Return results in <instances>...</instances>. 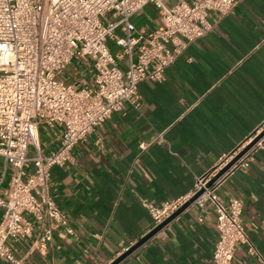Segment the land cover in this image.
<instances>
[{"label":"crops","instance_id":"0c3cea01","mask_svg":"<svg viewBox=\"0 0 264 264\" xmlns=\"http://www.w3.org/2000/svg\"><path fill=\"white\" fill-rule=\"evenodd\" d=\"M160 16L147 4L130 21L147 33L159 27ZM115 18L107 12L103 19ZM208 19L213 29L188 43L162 81L137 84L138 105L113 112L73 147L70 161L51 166L46 192L75 230H55L41 247L34 236L8 239L24 264L111 263L152 229L142 199L158 205L190 195L198 177L264 125V0H237L232 12H210ZM114 34L125 32L118 26ZM107 46L119 50L113 39ZM127 63L126 56L119 60L121 68ZM58 78L94 88L91 58H72ZM60 128L39 125L43 154L57 148ZM33 171L28 162L23 179ZM10 176L11 166L0 157V197ZM217 194L222 202L243 203L248 242L236 245L230 264H264V147L249 151ZM216 237L212 204H190L119 264H211Z\"/></svg>","mask_w":264,"mask_h":264},{"label":"built area","instance_id":"2783aa9c","mask_svg":"<svg viewBox=\"0 0 264 264\" xmlns=\"http://www.w3.org/2000/svg\"><path fill=\"white\" fill-rule=\"evenodd\" d=\"M0 0V157L11 166L9 187L0 197V259L24 264L7 244L8 239L35 237L44 246L59 230L74 228L46 192L50 168L71 160V150L125 104L138 105L137 84L162 81L188 43L214 27L210 12L233 11L237 0ZM161 10L160 25L147 33L136 30L130 17L145 5ZM107 12L116 16L104 21ZM121 26L124 36L114 30ZM113 39L119 50L112 52ZM126 56L127 66L119 60ZM74 57H89L94 69V88L65 83L58 74ZM40 124L60 126L57 148L43 154L39 146ZM261 126L256 133L262 130ZM264 147L261 137L228 171L211 185L208 181L241 149L220 157L213 170L198 177L188 196L158 205L142 199L153 226H157L191 197V204L211 203L217 237L211 264H230L238 243L248 242L239 198L222 202L217 189L222 179L249 151ZM32 155L29 157V151ZM28 162L33 173L23 179ZM244 165H246L244 163ZM132 245V244H131ZM131 245L123 248L126 251Z\"/></svg>","mask_w":264,"mask_h":264},{"label":"water","instance_id":"95a60500","mask_svg":"<svg viewBox=\"0 0 264 264\" xmlns=\"http://www.w3.org/2000/svg\"><path fill=\"white\" fill-rule=\"evenodd\" d=\"M261 127V126H260ZM255 134V133H254ZM264 135V127L260 132L248 140L245 144L207 183V186L211 185L217 178L230 169L261 137ZM200 193V191L191 197L186 203H184L178 210H176L171 216L165 219L163 222L152 228L146 234H144L139 240H137L133 245H131L126 251L120 254L116 259H114L109 264H119L126 257H128L134 250L144 244L148 239H150L156 232H158L162 227H164L169 221L175 218L179 213H181L186 207H188L194 198Z\"/></svg>","mask_w":264,"mask_h":264}]
</instances>
